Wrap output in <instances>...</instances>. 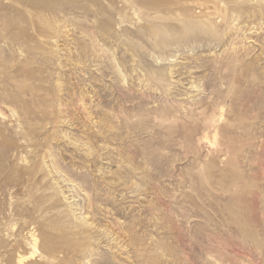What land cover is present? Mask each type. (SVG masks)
<instances>
[{
  "label": "rangeland",
  "instance_id": "374dc122",
  "mask_svg": "<svg viewBox=\"0 0 264 264\" xmlns=\"http://www.w3.org/2000/svg\"><path fill=\"white\" fill-rule=\"evenodd\" d=\"M0 264H264V0H0Z\"/></svg>",
  "mask_w": 264,
  "mask_h": 264
}]
</instances>
